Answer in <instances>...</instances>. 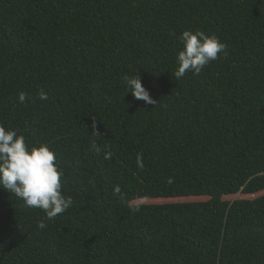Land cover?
Masks as SVG:
<instances>
[{
	"label": "trees",
	"instance_id": "16d2710c",
	"mask_svg": "<svg viewBox=\"0 0 264 264\" xmlns=\"http://www.w3.org/2000/svg\"><path fill=\"white\" fill-rule=\"evenodd\" d=\"M184 29L226 53L176 79ZM0 123L70 201L47 220L0 187V264H264V194L223 200L264 191V0H0Z\"/></svg>",
	"mask_w": 264,
	"mask_h": 264
},
{
	"label": "clouds",
	"instance_id": "9594fccd",
	"mask_svg": "<svg viewBox=\"0 0 264 264\" xmlns=\"http://www.w3.org/2000/svg\"><path fill=\"white\" fill-rule=\"evenodd\" d=\"M177 39L181 47L175 56L176 79L184 77L189 71L199 75L205 65L226 53V45L219 37L202 30L184 29ZM123 83L125 92H130L135 99L143 100L149 105L156 102L142 85L137 73L125 75ZM17 98L20 103H24L28 94L20 91ZM38 98L47 100L48 93L41 89ZM92 127L95 129V120ZM93 133L99 136L97 132ZM91 147L100 151L95 143ZM110 157L111 152H105L104 159ZM55 161L56 155L47 143L29 146L23 134L0 123V187L21 199L29 208L43 210L47 220H53L63 213L70 203L62 193L63 171L56 166ZM114 191L119 193V188ZM37 227L45 228L44 220H38Z\"/></svg>",
	"mask_w": 264,
	"mask_h": 264
},
{
	"label": "rangeland",
	"instance_id": "374dc122",
	"mask_svg": "<svg viewBox=\"0 0 264 264\" xmlns=\"http://www.w3.org/2000/svg\"><path fill=\"white\" fill-rule=\"evenodd\" d=\"M261 194H264V191L262 192H258L255 194H251V195H243L241 193L235 194V195H230V196H225L223 197V200H234V199H241V198H255ZM208 197H199V198H175V199H139L134 201V203H163V202H184V201H203V200H207Z\"/></svg>",
	"mask_w": 264,
	"mask_h": 264
}]
</instances>
